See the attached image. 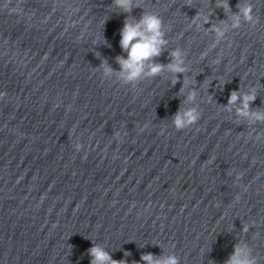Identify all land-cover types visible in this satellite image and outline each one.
Masks as SVG:
<instances>
[{"label":"water","instance_id":"water-1","mask_svg":"<svg viewBox=\"0 0 264 264\" xmlns=\"http://www.w3.org/2000/svg\"><path fill=\"white\" fill-rule=\"evenodd\" d=\"M111 2L0 0V264H89L92 243L128 264L161 249L180 264H224L237 241L264 264V139L248 138L264 123L238 116L239 101L224 107L255 86L251 107L264 109V0H250L254 23L229 20L219 41L191 17L201 9L224 27L238 0L230 12L216 0H142L167 49L185 51L183 96L170 73L135 85L103 77L102 59L118 69L126 56L127 14ZM191 105L200 119L176 130L171 115Z\"/></svg>","mask_w":264,"mask_h":264},{"label":"clouds","instance_id":"clouds-1","mask_svg":"<svg viewBox=\"0 0 264 264\" xmlns=\"http://www.w3.org/2000/svg\"><path fill=\"white\" fill-rule=\"evenodd\" d=\"M111 5L119 11L117 13H126L123 20V25L119 30V46L121 51L126 53L124 55H117L115 57L118 69L113 68L108 64L106 59H102L98 69L102 72L105 79L115 77L116 82L122 85H135L144 80H150L154 77H160L164 73H170L171 77L168 81L174 85L178 81L181 83L180 95H184L185 88L188 87L190 81L185 75L188 72V67L185 64V51L180 47L167 49L169 43L165 34V27L162 18L152 12L143 8L142 0H112ZM186 5L191 6V0H188ZM216 7L231 11L228 0H216ZM237 11L233 12L229 17L226 12L225 26L212 24L210 20V12L203 13L198 9L196 15L191 17L193 21L200 20L201 24H209L210 30L215 34V41L225 38L227 31V24L230 20L232 29L241 28L242 24H252L255 22V17L252 11L250 0H238L236 4ZM134 8L142 9L139 17L132 15ZM104 43L110 47L106 40ZM213 47L215 44L212 45ZM168 50L169 60L167 63H161L156 58L162 52ZM219 60L216 61V63ZM177 74H181L178 76ZM226 81L218 78L217 86L223 87ZM196 90L193 87L188 91L184 97L182 104L194 101L196 98ZM255 86L249 88L247 92L241 93L239 88L229 93L227 105L224 107L231 111L228 106L235 105L239 101V107L236 108V114L245 118L252 124L264 123V109H252V102L256 99ZM5 92H0V97H5ZM201 113L195 105L187 107H178L176 112L171 115L170 119L173 127L176 130H183L197 123L200 119ZM144 127H148L145 124ZM254 132H249L248 138L259 142L264 139V132L253 135ZM119 134L117 133V136ZM76 151H80L83 145L79 142L73 145ZM239 179V176H237ZM241 231L247 232L248 228L242 225ZM91 257L89 264H128L125 259L114 260L110 252L100 244L92 243V246L87 249ZM125 256L130 253L125 252ZM180 264V257L174 252L167 253L161 249L160 254H153L151 252H143L140 254L139 261H133L132 264ZM224 264H257V257L253 252L252 247L247 241H237L233 245V251L229 254Z\"/></svg>","mask_w":264,"mask_h":264}]
</instances>
